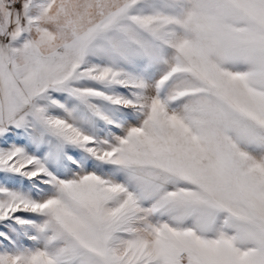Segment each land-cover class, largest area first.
<instances>
[{
  "label": "snow or ice",
  "instance_id": "obj_1",
  "mask_svg": "<svg viewBox=\"0 0 264 264\" xmlns=\"http://www.w3.org/2000/svg\"><path fill=\"white\" fill-rule=\"evenodd\" d=\"M0 264H264V0H0Z\"/></svg>",
  "mask_w": 264,
  "mask_h": 264
}]
</instances>
